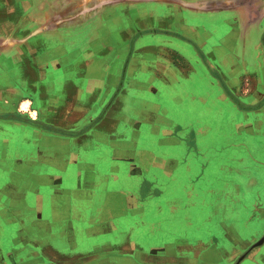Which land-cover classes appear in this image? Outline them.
<instances>
[{
	"label": "rangeland",
	"instance_id": "obj_1",
	"mask_svg": "<svg viewBox=\"0 0 264 264\" xmlns=\"http://www.w3.org/2000/svg\"><path fill=\"white\" fill-rule=\"evenodd\" d=\"M209 3L0 0V104L6 115L76 133L122 108L131 120L147 122L142 129L119 128L125 141L117 150L131 158L113 167L115 179L105 172L109 190L140 186L138 198L147 195L137 215L119 223L125 229L138 223L137 239L151 236L140 249V264H235L262 237L264 162L251 157H260L264 146L245 145L242 138L262 135V120L254 116L247 124L259 135L228 123L216 126L228 112L216 110V58L230 51L216 49L229 35L216 24L234 18L214 15ZM244 21L250 27H239L232 40L259 41V49L237 51L246 60L254 57L241 90L264 93V23L258 31L248 17ZM162 35L180 38L183 50L192 46L214 72L203 66L185 79L183 56L189 54L172 46V38L156 42ZM263 99L249 96L244 104ZM16 247L0 239V264L23 263L13 256ZM39 255L31 252L27 263ZM239 264H264V243Z\"/></svg>",
	"mask_w": 264,
	"mask_h": 264
},
{
	"label": "crops",
	"instance_id": "obj_2",
	"mask_svg": "<svg viewBox=\"0 0 264 264\" xmlns=\"http://www.w3.org/2000/svg\"><path fill=\"white\" fill-rule=\"evenodd\" d=\"M195 1L190 0L196 8ZM208 1H211L208 9L217 13L214 15L225 13L234 18L216 24L219 32L229 34L217 42L216 49L230 50L228 57L216 58V106L220 104L216 110H228L219 116L216 126L221 128L218 124L228 123L240 126L251 134L262 133L259 137L242 138L245 145L256 143L264 146V131H253L247 125L254 116L259 115L264 129V99L255 106L252 102L244 104L247 103L244 99L249 96L260 99L264 93L254 90L242 93L241 90L243 81L249 79L246 74L254 63V57L246 60L248 57L236 56L239 49H259V41L253 43L246 39L244 45H239L237 40H232L239 27L247 26L244 21L246 17L258 31L262 30L264 0ZM249 27L244 28L243 32ZM164 37L172 38L173 41L169 43L183 50L180 38L172 35H162L161 40L156 42H163ZM260 44L264 47V36ZM187 47L183 51L189 56L182 55L186 59L185 79L188 74L195 76L203 66L208 71L214 70L200 56L193 55L197 52L192 46ZM122 110L111 112L108 116L107 112H103L102 116L83 124L82 127L86 129L82 133H76L60 124L53 123L49 128L23 117L6 115L0 104V239L14 241L17 247L13 250V256L22 257L20 261L23 263L19 264H28L27 257L31 252L42 256L34 261L35 264L141 263L140 249L149 245L151 236L144 235L137 239L135 231L138 223L134 222L133 227L124 224L126 229L121 225L119 227V223L127 216L137 215L135 213L147 195H139L138 198L136 192L140 186L130 190H109L105 173L110 170L112 173L108 175H113L115 179L113 167L131 158H123L117 150L125 141L121 139L119 128H146L147 122L140 124L138 118L131 120ZM126 111L129 112V109ZM58 122H63L61 117ZM169 145L165 143V146ZM104 147L105 150L109 149V153L106 154ZM260 153V157L251 158L264 162L262 147ZM258 229L263 237L264 217L258 222ZM113 259H116L114 263Z\"/></svg>",
	"mask_w": 264,
	"mask_h": 264
},
{
	"label": "water",
	"instance_id": "obj_3",
	"mask_svg": "<svg viewBox=\"0 0 264 264\" xmlns=\"http://www.w3.org/2000/svg\"><path fill=\"white\" fill-rule=\"evenodd\" d=\"M263 243H264V236L261 237L257 242L252 244V246L242 256H240V258H238V260L235 264H239L249 252H251L253 249H255L257 247H260Z\"/></svg>",
	"mask_w": 264,
	"mask_h": 264
}]
</instances>
